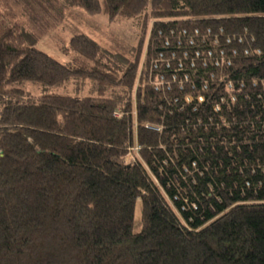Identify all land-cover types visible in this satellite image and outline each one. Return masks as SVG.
Masks as SVG:
<instances>
[{"label": "trees", "instance_id": "trees-1", "mask_svg": "<svg viewBox=\"0 0 264 264\" xmlns=\"http://www.w3.org/2000/svg\"><path fill=\"white\" fill-rule=\"evenodd\" d=\"M14 1L25 23L0 4V264H264V0ZM63 3L138 20L130 55L85 34L68 63L37 48ZM196 27L212 28L203 53L232 37V64L193 68L205 100L187 104L189 88H155L152 61L170 29ZM72 78L92 94L47 90Z\"/></svg>", "mask_w": 264, "mask_h": 264}, {"label": "rangeland", "instance_id": "rangeland-1", "mask_svg": "<svg viewBox=\"0 0 264 264\" xmlns=\"http://www.w3.org/2000/svg\"><path fill=\"white\" fill-rule=\"evenodd\" d=\"M0 4L7 6L16 19L25 23L20 7L14 0H0ZM65 19L58 26L49 31L41 38L35 46L61 63H68L74 57L73 52H67L71 37L75 34H85L96 40L104 48L113 53H120L129 56L131 49L137 44L140 26L136 19H121L117 22H110L103 14L92 15L79 7L68 6L63 3ZM25 90L38 95L45 91L73 96H87L92 94L93 83L89 79L72 78L63 85H56L47 88L32 82H23L20 85ZM141 200L136 202L134 231L141 229Z\"/></svg>", "mask_w": 264, "mask_h": 264}, {"label": "built area", "instance_id": "built-area-1", "mask_svg": "<svg viewBox=\"0 0 264 264\" xmlns=\"http://www.w3.org/2000/svg\"><path fill=\"white\" fill-rule=\"evenodd\" d=\"M206 37L212 33V28L206 29ZM221 34L224 33V30L221 28L219 31ZM170 34L173 36V39L168 38L164 42V46L161 51L158 52V57L152 61V70L155 71L154 85L156 89H161L166 87L171 89L177 87L180 90H186L189 88L190 91H187L184 97V100L187 104L191 103L193 100L202 103L205 100L204 93L193 94L191 90H195L197 83L192 79L190 71L193 68L201 65L203 67H210V64L215 67H224L230 66L232 64L230 54L228 53V45L233 42L231 36H225V43L220 44L218 36L214 38L215 47L207 48L205 50L206 54L199 48L195 49L196 38L201 37L202 44L206 43V37L201 35V28H194L193 34H189L187 28H182L179 32L175 29H170ZM185 37H187V44L185 42ZM174 40V41H173ZM253 40V39H252ZM244 41L243 37L238 38V44ZM189 46V47H188ZM194 48V49H191ZM232 54L237 55L239 52L238 48L233 47ZM249 53V49L245 48V54ZM170 70V72H168ZM211 79H216V74L211 72ZM222 77L220 81H224L227 85V88L235 89V83L231 78ZM244 83H241L240 86H243ZM209 86L208 81L203 83V89H207ZM178 100V99H176ZM224 100V97L221 98ZM237 95L234 93L231 96V101H236ZM117 117H122L123 113L119 110L115 111ZM148 128L159 130L160 127L153 125H147ZM140 149L139 145L131 148L125 158V163L130 164L134 160V155L132 150L138 151ZM2 155V150L0 149V156Z\"/></svg>", "mask_w": 264, "mask_h": 264}]
</instances>
